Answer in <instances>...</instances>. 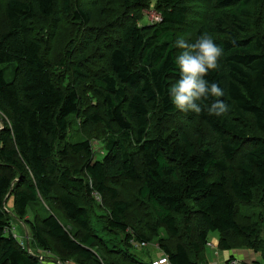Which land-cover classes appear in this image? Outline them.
Instances as JSON below:
<instances>
[{"label": "trees", "instance_id": "obj_1", "mask_svg": "<svg viewBox=\"0 0 264 264\" xmlns=\"http://www.w3.org/2000/svg\"><path fill=\"white\" fill-rule=\"evenodd\" d=\"M150 4L161 21L137 25ZM205 34L223 49L205 79L224 95L181 111L176 42ZM215 100L227 114L208 113ZM0 123V264H39L31 243L61 264H150L132 242L160 232L170 264H208L211 233L220 252L234 239L264 251V0H0ZM72 125L104 132L101 160ZM95 204L119 244L93 228Z\"/></svg>", "mask_w": 264, "mask_h": 264}, {"label": "rangeland", "instance_id": "obj_2", "mask_svg": "<svg viewBox=\"0 0 264 264\" xmlns=\"http://www.w3.org/2000/svg\"><path fill=\"white\" fill-rule=\"evenodd\" d=\"M103 13L106 14L105 12H103ZM155 16H156V13L153 10V4H150L148 8H144V9L140 10V12H139L140 19H138L137 25H139V26L150 25L151 26V25L157 24L155 22ZM94 22H96V24H100V25H102L104 23V21H99V20L94 21ZM97 27L100 28V26H97ZM77 51H86L88 54L93 53L94 54L93 56H96V57L99 56L100 58H99L98 62L97 61L92 62V65H94V66L99 65V64H104V62H106V59H107L106 53H103L100 51L91 52V51H88L87 49H85L84 46H80V49H77ZM100 53H101V55H100ZM13 67L14 66L12 65L9 67V69H12ZM98 70H102V68H100ZM11 78H12V75H8V74L6 75L7 81H10ZM88 98H89V102L87 104H94L96 102V100H94L93 98H90V97H88ZM172 124L176 125L175 121H173ZM192 124H193V122H192ZM0 125H1V123H0ZM162 128L168 129V128H173V127L168 125L167 127H162ZM68 136H69V141L71 143L81 142L87 138L90 141V146H91V149L93 152V160L95 161V160H101L102 159V157L104 155V140H105V134L102 130H97L96 132H91V133L82 132V134H80L77 131L76 126L72 125L71 127H69ZM11 203H12L11 200H9V202H8L9 207H10ZM93 206H94L93 212L91 213V223H92L93 228L98 230V233L101 234V237L104 240H111V243L109 245L110 247H112L114 244H119L120 243L119 241L123 239V235H121V234H115V235L109 234L108 235L107 232L105 230H103L104 223H103V219L101 217L105 211H102L100 209V207L97 206L96 204ZM95 207H98V208H95ZM252 208L253 207H251L250 209L241 208V211H243V213H241V216H242L241 219L244 216L248 217L249 214H251V212H255V213L257 212L256 209H252ZM32 217H33V215L28 212V214L25 218L28 220H32ZM245 217L243 218L244 221H245ZM253 217H255V215ZM11 226H12L11 231H12L14 237L20 243V245L24 246L26 244V241H25L26 231H25L23 225L18 223L15 220H12ZM262 232H263V230L260 232L262 239H260L258 241V243L264 242V233H262ZM160 238H165V235L163 232H160L159 238L157 240L153 241L151 244L146 245L145 247L141 248V247H135V245H132L130 252H132L134 254L133 255L134 259L139 261L140 263H142V262L143 263H149L151 258L158 256L161 252L160 247L158 246ZM208 241L209 242H218V234L217 233L209 234ZM232 244H233V248L230 249L231 252L228 251L230 253L225 252V251L220 252L221 255H222V252L225 254L223 257V260L225 261V263H227L229 260H231L233 258L238 259L239 262H241L240 264H247V263H250L252 261H259V262L263 261L261 253L264 251L261 248L258 249L257 251H255L253 249L242 246L240 244V241L237 239H234L232 241ZM30 248L32 249L33 253L36 254L37 256L47 257V253L37 249L32 243H31ZM205 253H206V255H205L204 260L207 261V258H208V260L211 261L212 250L209 247H206ZM229 254H231V255L228 256ZM52 256H53V258L50 256L47 257V258H50L51 260L46 259L45 261H40L39 264H56L54 261H52V260H56V256L55 255H52ZM65 264H74V263L70 260H67Z\"/></svg>", "mask_w": 264, "mask_h": 264}, {"label": "clouds", "instance_id": "obj_3", "mask_svg": "<svg viewBox=\"0 0 264 264\" xmlns=\"http://www.w3.org/2000/svg\"><path fill=\"white\" fill-rule=\"evenodd\" d=\"M176 43L184 51L177 57L181 75L171 86L170 95L174 105L181 111L199 114L205 110L201 101L224 95L217 83L205 79L210 70L219 68L223 49L207 34L200 36L195 43L189 44L182 38ZM206 107L210 115L216 116L227 114L229 110V106L222 100H215Z\"/></svg>", "mask_w": 264, "mask_h": 264}, {"label": "built area", "instance_id": "obj_4", "mask_svg": "<svg viewBox=\"0 0 264 264\" xmlns=\"http://www.w3.org/2000/svg\"><path fill=\"white\" fill-rule=\"evenodd\" d=\"M160 21H161L160 15L156 13L155 22L158 23ZM96 200H97V202H100L98 196L96 197ZM132 245H135V247H141L142 248V247H145L146 246V243H135V242H132ZM206 246L215 249V253L214 254H215V256L218 255V252L216 251V246H214L210 242H207ZM149 263L150 264H170L169 261H168V259H167V256L164 255V254H162L160 257H158L156 259L150 260ZM230 263L231 264H237L235 261H233V262L231 261Z\"/></svg>", "mask_w": 264, "mask_h": 264}, {"label": "crops", "instance_id": "obj_5", "mask_svg": "<svg viewBox=\"0 0 264 264\" xmlns=\"http://www.w3.org/2000/svg\"><path fill=\"white\" fill-rule=\"evenodd\" d=\"M209 242V241H208ZM210 243H212L214 246H216V251L218 252V255L217 256H215V249H213V248H210L211 250H212V258H211V261H209L208 260V258H207V263L208 264H231L230 262L232 261H235L237 264H240L241 262H239V260L238 259H236V258H233V259H231V260H229L228 262L229 263H225V261L223 260V257H224V253L222 252V255L220 254V251L218 250V248H217V243L218 242H210ZM207 247V246H206ZM228 252V251H227ZM231 252V251H230ZM230 252H228V253H230ZM162 255V253L160 252V254L158 255V256H156V257H153V258H151L150 260H153V259H156V258H158V257H160ZM231 254H229L228 256H230Z\"/></svg>", "mask_w": 264, "mask_h": 264}, {"label": "water", "instance_id": "obj_6", "mask_svg": "<svg viewBox=\"0 0 264 264\" xmlns=\"http://www.w3.org/2000/svg\"><path fill=\"white\" fill-rule=\"evenodd\" d=\"M26 248H27V251L30 252L28 242H26ZM33 256H34V258H35L36 260H38V261H45L46 259L51 260L50 258L43 257V256H41V257L36 256V255H33ZM52 261H54L56 264H61V263H60L59 261H57V260H52Z\"/></svg>", "mask_w": 264, "mask_h": 264}]
</instances>
